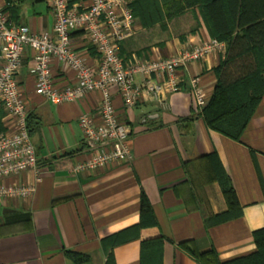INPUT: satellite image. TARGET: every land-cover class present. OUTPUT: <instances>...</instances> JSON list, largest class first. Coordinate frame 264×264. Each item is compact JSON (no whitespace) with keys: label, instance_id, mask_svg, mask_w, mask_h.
<instances>
[{"label":"crops","instance_id":"obj_1","mask_svg":"<svg viewBox=\"0 0 264 264\" xmlns=\"http://www.w3.org/2000/svg\"><path fill=\"white\" fill-rule=\"evenodd\" d=\"M69 2L79 10L90 4ZM0 6L12 24L37 34L53 33L55 14L48 0H0ZM135 30L120 45L126 66L135 58L169 59L215 40L198 8L167 20L166 28L160 23L145 28L135 19ZM71 43L90 67H98L100 56L83 31H75ZM222 43V49L178 69L181 89L162 102L142 98L126 109L113 89L119 119L132 130L133 161L77 174L71 169L89 157L79 118L91 113L99 121L102 95L94 92L72 103H49L35 92L36 77L30 72L35 52L26 49L17 81L36 128L31 138L38 167L0 180V185L35 184L37 190L28 198H0V264H106L110 253L116 264H141L142 241L157 238L164 240L163 264H202L180 246L184 242L194 243L199 251L215 248L223 262L253 253L254 232L264 228V98L241 140L235 141L207 127L190 84L198 78L210 100L218 83L216 69L228 55V45ZM52 72L59 88L76 82L75 72L56 60ZM213 152L232 180L241 210L240 216L216 225L210 220L228 206L207 158ZM143 193L157 226L143 229L138 239L123 245L104 246L103 239L139 223ZM7 211L17 214L7 218ZM66 251L88 260L76 262Z\"/></svg>","mask_w":264,"mask_h":264},{"label":"built area","instance_id":"obj_2","mask_svg":"<svg viewBox=\"0 0 264 264\" xmlns=\"http://www.w3.org/2000/svg\"><path fill=\"white\" fill-rule=\"evenodd\" d=\"M48 1L55 14L53 33L37 34L27 26L12 24L0 6V110H4L7 120V130L0 133V180L37 171L38 167L37 150L28 128L27 101L17 81L26 49L35 52L30 68L36 77L35 92L49 103H72L94 92L102 95L99 121L91 113L79 118L89 157L71 169L77 174L133 161L129 146L132 130L119 119L113 89L119 91L126 109L134 108L142 98L162 102L181 89L178 69L224 47V43L210 40L169 59L135 58L126 66L120 56V45L135 35L132 0H90L84 10L71 6L69 0ZM77 30L84 32L99 54L97 68L90 67L73 49L72 35ZM54 60L75 72V84L56 86L52 72ZM190 84L196 107L202 113L209 100L198 78H193ZM36 190L35 184L0 185V198H28Z\"/></svg>","mask_w":264,"mask_h":264},{"label":"trees","instance_id":"obj_3","mask_svg":"<svg viewBox=\"0 0 264 264\" xmlns=\"http://www.w3.org/2000/svg\"><path fill=\"white\" fill-rule=\"evenodd\" d=\"M130 6L135 19L145 28L159 23L166 28L167 20L189 9H199L211 38L228 45L227 58L216 69L218 83L201 116L211 130L240 141L264 98V0H132ZM3 117V110H0V132L5 131L1 125ZM32 117L29 114L31 136L36 130ZM207 158L228 206L225 213L210 220L216 225L240 216L241 210L232 180L216 152ZM16 214L6 212L7 218ZM23 216L30 221L29 215ZM155 226V213L149 198L143 193L139 223L103 239L102 243L115 248L138 239L135 237L143 229ZM254 242L256 250L253 253L224 262L219 259L215 248L199 251L192 242H184L180 246L202 264H264V228L254 232ZM163 245L162 238L142 241L141 264H163ZM66 254L76 262L88 260L74 251H66ZM106 264H116L112 253Z\"/></svg>","mask_w":264,"mask_h":264}]
</instances>
